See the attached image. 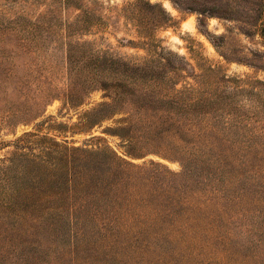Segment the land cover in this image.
Masks as SVG:
<instances>
[{"label": "rangeland", "instance_id": "374dc122", "mask_svg": "<svg viewBox=\"0 0 264 264\" xmlns=\"http://www.w3.org/2000/svg\"><path fill=\"white\" fill-rule=\"evenodd\" d=\"M262 21L264 0H0V159L29 133L107 145L137 193L116 219L0 195V264H264Z\"/></svg>", "mask_w": 264, "mask_h": 264}, {"label": "trees", "instance_id": "16d2710c", "mask_svg": "<svg viewBox=\"0 0 264 264\" xmlns=\"http://www.w3.org/2000/svg\"><path fill=\"white\" fill-rule=\"evenodd\" d=\"M260 27L264 37V21ZM212 131L214 126L208 123L204 133L197 136L202 144L198 151L211 158L205 160L211 167L219 155L214 156L218 150L210 134ZM35 137L29 133L18 138L12 154L0 159V195H13L14 201L31 203L33 208L53 199L52 195H61L66 200L82 195V201L95 205L96 214L105 212L111 219L129 216V211L123 207L129 206L137 196L132 190L130 173L135 165L118 157L107 145L95 149L69 148L50 139ZM183 169L184 172L191 170L185 164Z\"/></svg>", "mask_w": 264, "mask_h": 264}, {"label": "bare ground", "instance_id": "6f19581e", "mask_svg": "<svg viewBox=\"0 0 264 264\" xmlns=\"http://www.w3.org/2000/svg\"><path fill=\"white\" fill-rule=\"evenodd\" d=\"M174 166H175V165H174ZM170 167H171V166H170ZM176 167H177V166H176ZM176 167H175V168H176Z\"/></svg>", "mask_w": 264, "mask_h": 264}]
</instances>
